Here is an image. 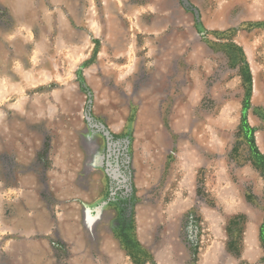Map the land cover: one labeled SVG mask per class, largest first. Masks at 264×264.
Returning <instances> with one entry per match:
<instances>
[{
  "label": "rangeland",
  "instance_id": "1",
  "mask_svg": "<svg viewBox=\"0 0 264 264\" xmlns=\"http://www.w3.org/2000/svg\"><path fill=\"white\" fill-rule=\"evenodd\" d=\"M256 152L264 0H0V264H264Z\"/></svg>",
  "mask_w": 264,
  "mask_h": 264
},
{
  "label": "crops",
  "instance_id": "2",
  "mask_svg": "<svg viewBox=\"0 0 264 264\" xmlns=\"http://www.w3.org/2000/svg\"><path fill=\"white\" fill-rule=\"evenodd\" d=\"M43 147L36 150L31 161L30 170H31V181L27 183L31 187L30 191V200H31V211H32V222L34 223L33 229H44L45 220L54 219V209L52 207L53 201L56 200L57 189L56 185H61L64 188L70 185V182H65V178H55L52 180L51 167L54 166L53 162L49 158L50 152L49 149L46 152L45 161L49 162V166L43 167L44 164L40 162L38 154L42 153ZM78 177L75 179V184H78ZM65 182V183H64ZM77 187V186H76ZM79 189V188H76ZM65 191L63 190L62 193ZM41 223V225H40ZM49 229V228H48ZM55 229H59L57 226ZM39 233V230L36 231ZM214 236V235H213ZM215 245L222 246L223 244L218 240L214 242ZM214 248V247H213Z\"/></svg>",
  "mask_w": 264,
  "mask_h": 264
},
{
  "label": "trees",
  "instance_id": "3",
  "mask_svg": "<svg viewBox=\"0 0 264 264\" xmlns=\"http://www.w3.org/2000/svg\"><path fill=\"white\" fill-rule=\"evenodd\" d=\"M251 79H250V74L249 72L246 73V83H250ZM245 127L247 128V131H249V139L251 142V146H253L254 150V143H253V138H252V131L251 129H249V127L247 126V124L244 122ZM255 159L256 161L262 166V168L264 169V156L260 155L258 152L255 153Z\"/></svg>",
  "mask_w": 264,
  "mask_h": 264
},
{
  "label": "water",
  "instance_id": "4",
  "mask_svg": "<svg viewBox=\"0 0 264 264\" xmlns=\"http://www.w3.org/2000/svg\"><path fill=\"white\" fill-rule=\"evenodd\" d=\"M184 3H185V2H184ZM87 119H88V118H87ZM89 121H90V120L88 119V122H89ZM89 123H90V122H89ZM90 127H91L92 129L98 131V132H101L102 129H103V126H102V125L90 124ZM102 133H103V132H102ZM104 135H106V134L104 133ZM112 175H113L114 177L117 175L116 170H113V171H112Z\"/></svg>",
  "mask_w": 264,
  "mask_h": 264
}]
</instances>
